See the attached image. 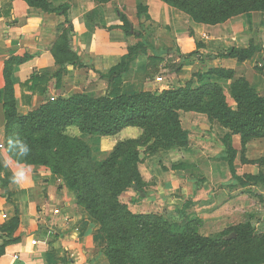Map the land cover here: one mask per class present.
<instances>
[{
	"label": "crops",
	"instance_id": "0c3cea01",
	"mask_svg": "<svg viewBox=\"0 0 264 264\" xmlns=\"http://www.w3.org/2000/svg\"><path fill=\"white\" fill-rule=\"evenodd\" d=\"M48 2L50 9L67 5L66 15L31 8L23 0H0V144L4 147L3 71L11 58L25 59L13 66L11 74L20 115L37 109L50 98L106 94L108 82L100 74L106 75L120 63L129 47L146 38L149 52L139 55L121 76L122 94L162 91L188 83L196 88L209 81L221 86L228 104L234 108L230 86L234 80L244 79L264 98L262 12H248L221 24L206 25L195 23L159 0ZM139 6L146 9V21L138 16ZM121 16L129 21L134 35L127 36L117 28L122 26ZM69 28L70 51L84 66L65 64L57 84L53 75L59 65L53 51ZM150 32L155 37L148 38ZM250 46L256 50L245 61L218 57L227 49ZM195 51L196 55L189 56ZM154 57L156 60L151 62L149 58ZM213 69L231 71L232 79L208 75ZM33 75L45 77L46 81L39 89L30 91V84L26 83ZM198 75L202 77L199 79ZM179 122L188 135L185 148L154 153L140 149L138 170L145 193L144 197L140 194L141 202H125L129 210L134 214H167V209L173 212L177 205L190 200L191 210L201 221L202 236L222 233L247 222L264 230V188L235 187L225 155L227 144L236 153L233 167L237 176L264 175V165L258 163L264 159V139H254L243 146L239 135L202 113L179 112ZM67 132L82 139L97 160H104L118 142L138 139L142 134L135 127L109 137L81 135L75 127ZM15 170V165L12 171L0 167V264H109L103 254L105 238L99 225L76 203L75 194L62 179L46 167L31 165L28 180L18 186L10 183ZM14 218L19 221L18 227L12 237H7L2 228Z\"/></svg>",
	"mask_w": 264,
	"mask_h": 264
},
{
	"label": "trees",
	"instance_id": "16d2710c",
	"mask_svg": "<svg viewBox=\"0 0 264 264\" xmlns=\"http://www.w3.org/2000/svg\"><path fill=\"white\" fill-rule=\"evenodd\" d=\"M31 8L66 15L67 5L50 9L46 0H23ZM107 3L111 0H93ZM174 8L195 23L221 24L232 17L248 12L264 13V0H159ZM139 18L146 21V9L138 7ZM125 35L131 33V24L121 16ZM71 28L62 33L53 56L58 71L53 75L57 84L65 64L83 67L70 51ZM197 49L200 45L197 44ZM147 38L127 49L118 65L106 75L109 91L99 97L75 94L68 98L45 100L37 109L20 115L16 110L12 69L25 59L11 58L5 63L3 111L5 118V148L9 137L18 135L32 151L30 165L43 166L54 175L65 179L68 190L75 194L76 203L99 225L105 238L103 254L109 264H263L264 233L257 234L250 222L238 224L211 236L199 234L201 221L191 210L190 200L177 205L172 215L166 213H132L120 198L128 189L139 199L144 194V182L138 165L140 149L154 153L159 150L185 148L187 132L181 128L179 112H197L217 120L225 129L239 135L244 146L254 139H264V98L249 87L244 79H236L230 86L232 108L217 83L204 81L194 88L171 87L162 91H146L124 95L120 91L121 76L139 55L149 52ZM255 47L230 48L219 58L245 61L252 57ZM196 51L189 56L196 55ZM149 60L155 61L154 58ZM208 75L218 79H232V72L209 70ZM202 76L198 75L200 79ZM45 77L33 75L26 83L30 91L39 89ZM75 127L81 135L115 136L124 128L142 131L138 139L118 142L102 161H95L91 148L80 138L65 132ZM226 142V141H225ZM227 166L236 181L235 187L264 188V175L237 176L233 167L235 151L225 144ZM14 159H17L14 156ZM264 165V159L258 161ZM136 187V189H134ZM176 216V218H173ZM17 218L3 226L2 232L12 237L17 229ZM234 234V238H227ZM3 246V245H2ZM0 246V254L3 252Z\"/></svg>",
	"mask_w": 264,
	"mask_h": 264
},
{
	"label": "clouds",
	"instance_id": "9594fccd",
	"mask_svg": "<svg viewBox=\"0 0 264 264\" xmlns=\"http://www.w3.org/2000/svg\"><path fill=\"white\" fill-rule=\"evenodd\" d=\"M31 151L30 145L18 135L8 138L6 148L0 153V167L12 171V166L15 165L16 170L12 172L10 183L19 186L28 180L31 165L22 158L29 157Z\"/></svg>",
	"mask_w": 264,
	"mask_h": 264
},
{
	"label": "rangeland",
	"instance_id": "374dc122",
	"mask_svg": "<svg viewBox=\"0 0 264 264\" xmlns=\"http://www.w3.org/2000/svg\"><path fill=\"white\" fill-rule=\"evenodd\" d=\"M46 1H48V0H46ZM147 36H148V38L155 37V36L153 35V32L148 33ZM65 133H66L67 135H69V136H73V135H71V134L68 133V132H65ZM93 158H94V160L97 161V162L102 161V160H97L94 156H93ZM59 177L62 179L63 183H64L65 186H66L65 179H64L63 177H61V176H59ZM67 189H68V188H67ZM69 191H70V190H69ZM144 193H145V192H144ZM128 194H131V195H134V196L130 197V196H128ZM136 197H137V195H136L131 189H128L124 194H122L120 200H121V202L124 203V204H125V202H129V204H134L135 202H136V203L141 202V200H140V199L138 200V198H136ZM130 199H134V200L132 201V200H130ZM137 210H138V209H137ZM166 212H167V214L172 215V211H171V209H170V210L167 209ZM173 218H176V216H173ZM257 227H258V226H257ZM257 227H256V229H255V230H257V231H256L257 234L264 233V230H259Z\"/></svg>",
	"mask_w": 264,
	"mask_h": 264
},
{
	"label": "built area",
	"instance_id": "2783aa9c",
	"mask_svg": "<svg viewBox=\"0 0 264 264\" xmlns=\"http://www.w3.org/2000/svg\"><path fill=\"white\" fill-rule=\"evenodd\" d=\"M156 81H157V82H161V78H157ZM50 100L53 101L54 98H50ZM4 148H5L4 145H3V144H0V151L3 150ZM1 187H2V183H1V178H0V190H1ZM54 213L58 214L59 212H58V210H55ZM2 218L5 219V218H6V215L3 214V215H2ZM32 244L35 245L36 242L33 240V241H32ZM14 258L16 259L17 256H14Z\"/></svg>",
	"mask_w": 264,
	"mask_h": 264
},
{
	"label": "water",
	"instance_id": "95a60500",
	"mask_svg": "<svg viewBox=\"0 0 264 264\" xmlns=\"http://www.w3.org/2000/svg\"><path fill=\"white\" fill-rule=\"evenodd\" d=\"M134 189H136V187H134ZM141 195H142V197H144V194H141ZM234 237H235V235L234 234H231L227 238L229 239V238H234Z\"/></svg>",
	"mask_w": 264,
	"mask_h": 264
}]
</instances>
